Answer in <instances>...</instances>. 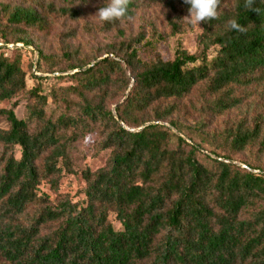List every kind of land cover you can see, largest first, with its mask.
Wrapping results in <instances>:
<instances>
[{
    "label": "trees",
    "instance_id": "1",
    "mask_svg": "<svg viewBox=\"0 0 264 264\" xmlns=\"http://www.w3.org/2000/svg\"><path fill=\"white\" fill-rule=\"evenodd\" d=\"M25 1L0 2V103L14 100L0 107V259L264 264V112L250 106L264 87V0L254 5L260 13L245 0H221L218 18L200 24L196 52L176 44L171 60L141 58V38L108 45L91 59L66 46L59 57L45 55L33 33L46 32L52 14L79 13ZM147 1L186 13L190 7ZM134 6L131 0L130 19ZM231 19L247 31H229ZM44 73L66 85L44 91ZM192 94L188 107L197 118L184 122L183 102ZM20 98L22 117L14 113ZM89 135L96 153L108 152L94 171L75 155ZM76 174L82 198L73 202L59 186ZM42 184L52 198L40 192Z\"/></svg>",
    "mask_w": 264,
    "mask_h": 264
},
{
    "label": "rangeland",
    "instance_id": "2",
    "mask_svg": "<svg viewBox=\"0 0 264 264\" xmlns=\"http://www.w3.org/2000/svg\"><path fill=\"white\" fill-rule=\"evenodd\" d=\"M40 4L53 3L56 6H65L74 9L79 13L77 19H72L71 16H60L52 14L49 19V29L46 32H34L35 44L39 50L45 55H54L59 57L62 49L66 46L70 50H77L79 59H91L100 52L104 53L108 45H117L121 42L140 41L135 48L139 50L140 56L143 59H148L152 53H157L163 60H171L173 57L176 44L188 53L196 52V40L201 32V26H192L186 21L182 20L188 15L185 11H180V7L176 6V11L154 4L147 0H134L135 6L132 9L133 16L131 19L122 21L118 25L109 30L103 29V23L98 22L93 16L100 7L106 6L108 0H33ZM2 3H9L11 5H23L25 0H0ZM29 3V2H27ZM147 42L154 43L152 47L146 46ZM24 68L27 73H30L28 63L32 61V55L27 52L22 57ZM35 61V57L34 60ZM35 67L38 65L34 62ZM66 62L60 61V67H64ZM39 71H45V65L39 64ZM43 68V70H42ZM35 74V69L33 70ZM42 75L48 76L44 91L50 87H58L66 85L62 80L50 78L52 75L44 73ZM28 81V87L31 86ZM48 84V85H47ZM195 94L190 95L184 100L183 105L186 111L182 115L184 122L194 120L197 118L188 104L193 102ZM256 104L255 109L264 112V87L255 90L250 101ZM14 100L4 101L0 103L1 108L8 109ZM248 101L245 102V105ZM23 99H19L18 105L14 108V113L18 117L24 115ZM49 105V110H52ZM228 116H236V112L230 113ZM226 117L217 119L214 124H219L221 120ZM6 123L0 120V129H5ZM93 135H89L78 142L76 146L75 155L77 159L84 157L82 165H86L91 171L103 167L108 157V152L102 151L96 153L93 146ZM83 182L79 175L65 176L59 186L61 193L67 194L73 202L82 198L81 190ZM40 192L48 194L50 198L53 196L49 192L48 186L42 184L39 187ZM111 220L113 218L111 217ZM115 226H118L114 222ZM0 264H6L0 259Z\"/></svg>",
    "mask_w": 264,
    "mask_h": 264
},
{
    "label": "clouds",
    "instance_id": "3",
    "mask_svg": "<svg viewBox=\"0 0 264 264\" xmlns=\"http://www.w3.org/2000/svg\"><path fill=\"white\" fill-rule=\"evenodd\" d=\"M183 2L190 7L188 8V15L182 20L192 26H199L201 23L218 18L221 0H183ZM130 3L131 0H108L106 6L100 7L93 17L100 23L130 19L128 15ZM255 3L256 0H245L244 7L249 11L260 13V9L254 6ZM227 28L229 31L240 34L247 31L236 19L229 20Z\"/></svg>",
    "mask_w": 264,
    "mask_h": 264
},
{
    "label": "water",
    "instance_id": "4",
    "mask_svg": "<svg viewBox=\"0 0 264 264\" xmlns=\"http://www.w3.org/2000/svg\"><path fill=\"white\" fill-rule=\"evenodd\" d=\"M35 66V65H34ZM34 70V69H33Z\"/></svg>",
    "mask_w": 264,
    "mask_h": 264
}]
</instances>
